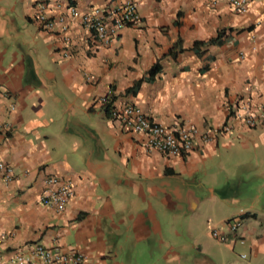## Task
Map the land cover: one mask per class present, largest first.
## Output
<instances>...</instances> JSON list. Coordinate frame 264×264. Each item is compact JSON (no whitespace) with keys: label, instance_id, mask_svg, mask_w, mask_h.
I'll return each mask as SVG.
<instances>
[{"label":"crops","instance_id":"1","mask_svg":"<svg viewBox=\"0 0 264 264\" xmlns=\"http://www.w3.org/2000/svg\"><path fill=\"white\" fill-rule=\"evenodd\" d=\"M120 1L0 0V163L11 170L9 180L0 170V264H47L34 244L79 253V264H241L228 226L207 233L208 221L225 227L234 215L259 263L264 1L237 12L224 1L134 0L139 19L94 40L79 16ZM41 7L62 22L41 25ZM220 30L225 42L191 50ZM154 63L153 80L125 92ZM122 104L190 130L191 150L147 149L110 116ZM46 177L71 184L60 212L40 203Z\"/></svg>","mask_w":264,"mask_h":264},{"label":"built area","instance_id":"2","mask_svg":"<svg viewBox=\"0 0 264 264\" xmlns=\"http://www.w3.org/2000/svg\"><path fill=\"white\" fill-rule=\"evenodd\" d=\"M217 1L226 2L237 12H244L248 3L253 0H212L213 3ZM68 10L71 15L76 13L73 6ZM79 17L81 25L91 33L94 40L101 43L115 38L123 28L139 19L134 0H121L118 4L104 7L92 6ZM35 18L47 28H51L54 23L62 22L61 17L50 20L45 16L42 7ZM110 111V116L119 119L127 130L142 133L145 136V147L149 150H155L167 156H176L187 153L192 148L190 130L183 127L170 128L160 125L150 120L130 104H122L117 109L112 108ZM246 122L249 126L253 125L250 118ZM0 170L3 171L2 178L9 180L10 168L0 163ZM44 182L46 187L40 197V203L53 208L57 212L62 211L72 196L71 184L66 181L59 182L55 177H46ZM238 219L239 217L226 223L229 232L234 235H236V228L239 227ZM211 235L216 237L218 232L213 229ZM236 239L238 240L239 237L236 236ZM242 241L243 238L240 239V243ZM31 250L33 256L40 258L47 264H79L82 260V255L79 253L53 254L39 244H34ZM240 258H244V255L241 254ZM16 259L21 261L22 258L17 256Z\"/></svg>","mask_w":264,"mask_h":264},{"label":"rangeland","instance_id":"3","mask_svg":"<svg viewBox=\"0 0 264 264\" xmlns=\"http://www.w3.org/2000/svg\"><path fill=\"white\" fill-rule=\"evenodd\" d=\"M249 186H253V184L250 182ZM236 218H238V215H234V216H231L230 218H228L226 220V222H225V227L223 225L224 223L215 224L213 221H211V222L208 221L206 223V226H208V229H207V233H209L208 236L210 238L213 237L211 235V230H213V228L217 229L218 231H223L224 228H226V223L228 221L234 220ZM244 220L245 219L242 218V217H239V219H238L239 227L236 228L235 233H236L237 237H239V239L236 240L234 244H232V247L233 246L234 247L232 249V254H231L230 259H232V260H234L235 262H238V263L241 262V264H251L252 261L254 260L253 257L248 253L247 249L245 248V243H242V244L239 243L240 239H242V238L244 239L245 238V236L243 234V231L241 230L242 226H243V223H244ZM250 222L253 223L252 219H251ZM255 227L258 228L256 225H255ZM225 232H228V231H225ZM245 242H246V240H245ZM241 254L244 255V258H240ZM259 258H260V260H259ZM258 260H259V263L257 262V263H254V264H264V255H263V258H262V255H259Z\"/></svg>","mask_w":264,"mask_h":264},{"label":"trees","instance_id":"4","mask_svg":"<svg viewBox=\"0 0 264 264\" xmlns=\"http://www.w3.org/2000/svg\"><path fill=\"white\" fill-rule=\"evenodd\" d=\"M223 33V30H220L217 32V34L208 39L207 41H194L193 44H192V47H191V50L195 53V54H200V48L203 46V45H208V44H221L223 42H225V39H222L221 38V35ZM179 42V41H178ZM177 42V44H178ZM176 44H174L170 49H169V55H173L174 53V47H175ZM206 67L203 66V70L205 69ZM159 72V66L157 63H154L150 66V68L147 70L146 72V75L143 76L141 79H138L136 81H134L132 83V85L128 88L125 89V92L127 93H134L140 83L142 81H146V82H150L153 80L154 76ZM108 106V103L105 105V108Z\"/></svg>","mask_w":264,"mask_h":264}]
</instances>
